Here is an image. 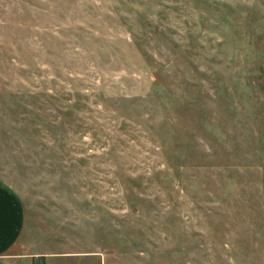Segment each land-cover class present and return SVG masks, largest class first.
<instances>
[{"label":"rangeland","instance_id":"rangeland-1","mask_svg":"<svg viewBox=\"0 0 264 264\" xmlns=\"http://www.w3.org/2000/svg\"><path fill=\"white\" fill-rule=\"evenodd\" d=\"M0 183L27 264H264V0H0Z\"/></svg>","mask_w":264,"mask_h":264},{"label":"crops","instance_id":"crops-1","mask_svg":"<svg viewBox=\"0 0 264 264\" xmlns=\"http://www.w3.org/2000/svg\"><path fill=\"white\" fill-rule=\"evenodd\" d=\"M24 226L21 201L0 183V264H27L24 254L16 250Z\"/></svg>","mask_w":264,"mask_h":264}]
</instances>
